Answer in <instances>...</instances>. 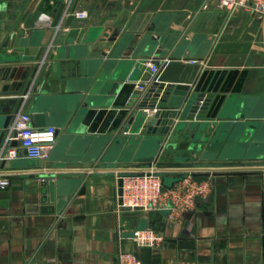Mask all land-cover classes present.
<instances>
[{"label": "crops", "instance_id": "obj_1", "mask_svg": "<svg viewBox=\"0 0 264 264\" xmlns=\"http://www.w3.org/2000/svg\"><path fill=\"white\" fill-rule=\"evenodd\" d=\"M76 10L88 15L78 18ZM72 12V26L87 40L72 44L76 56L139 63L156 56L136 51L155 44L168 49L166 59L199 64L191 91L212 96L206 132L171 129L153 162L110 153L117 137L133 136L124 128L134 85L114 90L112 81H91L78 70L67 76L64 66L49 65L41 76L42 65L36 70V61L15 55L64 44ZM43 14L50 25L40 23ZM29 88L32 124L58 133L46 159L22 149L18 158L0 159V174L10 180L0 188V264H119L126 251L144 264H264V166L252 165L264 142V16L232 12L217 0H0V90L18 91L0 95V125ZM217 127L221 145L206 149L201 139ZM150 153L149 144H137L130 156ZM179 155L194 165L177 163ZM151 170L166 187L197 173L210 179V190L173 212L121 207L122 177ZM147 227L163 233L160 245L134 241V231Z\"/></svg>", "mask_w": 264, "mask_h": 264}, {"label": "water", "instance_id": "obj_2", "mask_svg": "<svg viewBox=\"0 0 264 264\" xmlns=\"http://www.w3.org/2000/svg\"><path fill=\"white\" fill-rule=\"evenodd\" d=\"M64 8L65 5H62L56 23L62 15ZM74 18L75 15L72 12L66 22V26L70 28L64 44H57L53 49L51 47L40 46L33 54H28L23 48H17L15 55H18L17 58H23V60L29 59L36 61L34 64L36 70L42 65L41 76L49 65L60 69H63L64 66L67 76H71V74L76 73L78 70L82 76L89 78L91 81L94 79L100 80L101 82L106 80L112 81L114 83V90L120 89L124 83L134 85L132 96L128 102L132 110L129 113L128 123L124 128L126 133L131 132L133 136L132 138L129 136L124 138L117 137L114 143V150L111 148L110 153L123 154L122 160L153 162L156 159L165 136L171 129L179 131L183 128L191 130L197 127L200 134L206 132L205 130L208 128V124L205 122L204 117L210 106L212 96H204V94L191 91L192 84L200 69L199 64L189 65L177 58L166 59L168 49L159 50L158 47L154 48L155 44H150L144 50H141L140 47V50L136 51L138 54H153L156 56V58L143 59L139 63H136L135 60L121 61L118 63L115 60L105 61L103 58H87L86 55L88 52L81 56H76L74 53L75 47L72 44L75 41L81 44L87 40L83 36L81 37L80 33L82 30L80 27L72 26ZM108 36V33L105 32L99 40L104 41ZM116 38V35H114L110 37V40H115ZM86 43L88 51L95 47L93 41ZM102 55H105V52H102ZM8 58L9 60H14L13 55H8L6 59ZM164 58L165 60H163ZM51 61L54 62L52 63ZM148 63L157 65L159 70L153 72L150 65H147ZM123 65H127V69L120 76L118 71ZM135 66L143 71L141 75L132 72ZM17 92L0 90V95ZM88 102V100L85 102L86 106ZM12 115V113L8 114L5 122L0 125V152L12 120ZM177 117H180V120L175 122ZM201 140L203 143H207L206 149L214 150L220 147L219 127L213 130L209 136H206V134L205 136L203 135ZM137 144H149L151 153L144 156L131 157L130 153ZM253 156L258 160L252 162V165L264 166V142L256 145V153ZM188 159V155H179L176 158V162L190 163L189 166H193L194 164L188 162ZM5 162L6 159L3 160L2 164ZM141 173L143 172L128 174ZM45 186L50 187V183L45 182Z\"/></svg>", "mask_w": 264, "mask_h": 264}, {"label": "built area", "instance_id": "obj_3", "mask_svg": "<svg viewBox=\"0 0 264 264\" xmlns=\"http://www.w3.org/2000/svg\"><path fill=\"white\" fill-rule=\"evenodd\" d=\"M72 0H68L70 3ZM218 5L232 12L246 9L253 11L258 16H264V0H217ZM78 18L88 15L86 10H76ZM51 24L50 16L43 14L40 23ZM197 63V60H190ZM42 63V62H41ZM153 72L159 67L148 63ZM31 89H27L21 95V102L13 112L11 123L6 132L5 143L0 152L2 158H18L21 149L26 155L35 159H46L54 148L57 129L54 126L37 128L32 124L31 114L25 110L26 100L30 96ZM18 141V146H8L12 141ZM121 186L120 206L131 209L154 210L165 208L171 212L194 207L198 198L205 197L211 186L210 179L200 178L197 173H191L182 177L174 186L166 187L162 176L151 170L141 174H125ZM10 180L0 174V188H7ZM134 241L141 246H157L164 241L162 232L152 227L137 229L133 234ZM119 264H144L132 252H121Z\"/></svg>", "mask_w": 264, "mask_h": 264}]
</instances>
